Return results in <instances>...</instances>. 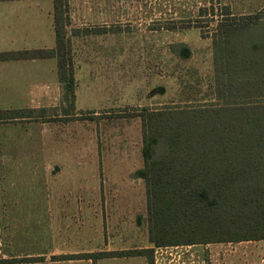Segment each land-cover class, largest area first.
<instances>
[{
	"label": "rangeland",
	"instance_id": "374dc122",
	"mask_svg": "<svg viewBox=\"0 0 264 264\" xmlns=\"http://www.w3.org/2000/svg\"><path fill=\"white\" fill-rule=\"evenodd\" d=\"M59 1L74 100L63 89L31 118L0 122V264H264V240L154 247L148 237L138 115L220 103L215 22L209 33L196 27L210 1ZM215 1V20L228 6L264 24V0Z\"/></svg>",
	"mask_w": 264,
	"mask_h": 264
},
{
	"label": "trees",
	"instance_id": "16d2710c",
	"mask_svg": "<svg viewBox=\"0 0 264 264\" xmlns=\"http://www.w3.org/2000/svg\"><path fill=\"white\" fill-rule=\"evenodd\" d=\"M208 1L199 9L196 27L209 33L215 22L211 38L220 103L167 106L138 115L144 161L140 175L154 247L264 240V24L257 14L235 16L228 6L215 20L219 1ZM52 2L55 47L1 52L0 60L56 57L58 78L71 103L74 79L64 56L61 3ZM180 50L185 57L190 53L184 45ZM32 111L0 110V122L31 118L25 114ZM158 146L161 155L155 152ZM159 183L173 185L175 194L163 196Z\"/></svg>",
	"mask_w": 264,
	"mask_h": 264
},
{
	"label": "crops",
	"instance_id": "0c3cea01",
	"mask_svg": "<svg viewBox=\"0 0 264 264\" xmlns=\"http://www.w3.org/2000/svg\"><path fill=\"white\" fill-rule=\"evenodd\" d=\"M7 42H20L18 47L26 48L11 51L53 49L52 0H0V53L6 52ZM63 89L56 57L0 60V104L47 106L60 101Z\"/></svg>",
	"mask_w": 264,
	"mask_h": 264
}]
</instances>
